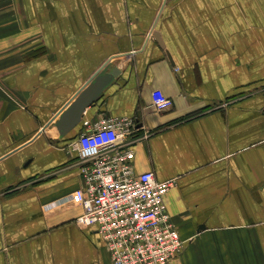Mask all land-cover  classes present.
<instances>
[{
	"label": "crops",
	"instance_id": "1",
	"mask_svg": "<svg viewBox=\"0 0 264 264\" xmlns=\"http://www.w3.org/2000/svg\"><path fill=\"white\" fill-rule=\"evenodd\" d=\"M111 2L0 0V264H113L73 199L71 146L105 117L135 119L136 172L174 181L172 264H264V0ZM103 65L112 81L61 134Z\"/></svg>",
	"mask_w": 264,
	"mask_h": 264
},
{
	"label": "built area",
	"instance_id": "2",
	"mask_svg": "<svg viewBox=\"0 0 264 264\" xmlns=\"http://www.w3.org/2000/svg\"><path fill=\"white\" fill-rule=\"evenodd\" d=\"M153 105L163 110L172 100L157 92ZM84 125L89 129L71 146L80 162L81 185L73 193L82 207L77 225L95 227L113 264H172L184 248L164 202L174 181L135 171L131 141H125L135 119L105 117Z\"/></svg>",
	"mask_w": 264,
	"mask_h": 264
},
{
	"label": "water",
	"instance_id": "3",
	"mask_svg": "<svg viewBox=\"0 0 264 264\" xmlns=\"http://www.w3.org/2000/svg\"><path fill=\"white\" fill-rule=\"evenodd\" d=\"M106 67L103 65L90 77L85 86L77 93L74 99L60 113L55 125L63 134L75 125L88 105L98 96L101 90L112 81L113 72H106Z\"/></svg>",
	"mask_w": 264,
	"mask_h": 264
},
{
	"label": "rangeland",
	"instance_id": "4",
	"mask_svg": "<svg viewBox=\"0 0 264 264\" xmlns=\"http://www.w3.org/2000/svg\"><path fill=\"white\" fill-rule=\"evenodd\" d=\"M83 1H85V0H83ZM104 0H94V4H101L102 2H103ZM110 2L111 1H113V0H109ZM146 2H148V3H150L152 0H145ZM154 2H156L157 0H153ZM112 3V2H111ZM95 5V6H96ZM95 9H97L98 10V8H95ZM18 10H20V9H18ZM145 10H147L148 12L151 10L150 8H148V9H145ZM88 26H90V25H88ZM134 26H137V25H134ZM94 27H95V29H94V32L96 33V32H100L101 31V29H100V27L98 26V25H94ZM92 28V27H91Z\"/></svg>",
	"mask_w": 264,
	"mask_h": 264
},
{
	"label": "trees",
	"instance_id": "5",
	"mask_svg": "<svg viewBox=\"0 0 264 264\" xmlns=\"http://www.w3.org/2000/svg\"><path fill=\"white\" fill-rule=\"evenodd\" d=\"M196 115V112L195 113H189V114H187V115H185V116H183V117H180L179 119H178V121H180V120H184V119H188V118H190V117H192V116H195Z\"/></svg>",
	"mask_w": 264,
	"mask_h": 264
}]
</instances>
